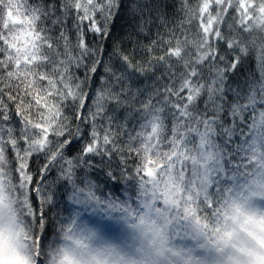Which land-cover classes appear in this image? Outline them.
Returning a JSON list of instances; mask_svg holds the SVG:
<instances>
[{
    "label": "snow or ice",
    "instance_id": "6c2138e0",
    "mask_svg": "<svg viewBox=\"0 0 264 264\" xmlns=\"http://www.w3.org/2000/svg\"><path fill=\"white\" fill-rule=\"evenodd\" d=\"M0 264H264V0H0Z\"/></svg>",
    "mask_w": 264,
    "mask_h": 264
},
{
    "label": "trees",
    "instance_id": "16d2710c",
    "mask_svg": "<svg viewBox=\"0 0 264 264\" xmlns=\"http://www.w3.org/2000/svg\"><path fill=\"white\" fill-rule=\"evenodd\" d=\"M111 28H112V38L104 43L106 53L111 52L112 46L118 42L124 41L128 32L132 31V23L130 21V17L128 16V14L125 12L119 18L115 19L111 25ZM105 59H107V56H105ZM247 66H250L253 69L255 67L253 61H249ZM95 86H98V81L97 84L94 85V87ZM79 147H80L79 144L74 145L71 150L72 154H74ZM38 163L39 162L36 161L32 164L33 170H35V168L38 166ZM53 178L54 177H49V179H53ZM98 179L99 182L102 184V186L104 184H107V187L104 188V191H108L112 188V184L110 182L105 181V177L103 176V174H100ZM83 219L89 221V223L92 224L100 223L106 225L110 230H116V226L111 221L103 219L100 214L90 215L88 213H85Z\"/></svg>",
    "mask_w": 264,
    "mask_h": 264
},
{
    "label": "rangeland",
    "instance_id": "374dc122",
    "mask_svg": "<svg viewBox=\"0 0 264 264\" xmlns=\"http://www.w3.org/2000/svg\"><path fill=\"white\" fill-rule=\"evenodd\" d=\"M112 231H115V230H112Z\"/></svg>",
    "mask_w": 264,
    "mask_h": 264
}]
</instances>
